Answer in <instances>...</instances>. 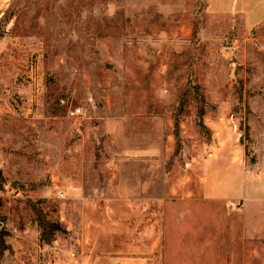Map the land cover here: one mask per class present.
I'll list each match as a JSON object with an SVG mask.
<instances>
[{
    "label": "rangeland",
    "instance_id": "1",
    "mask_svg": "<svg viewBox=\"0 0 264 264\" xmlns=\"http://www.w3.org/2000/svg\"><path fill=\"white\" fill-rule=\"evenodd\" d=\"M208 2L0 0V264H264L200 209L264 176V22Z\"/></svg>",
    "mask_w": 264,
    "mask_h": 264
},
{
    "label": "crops",
    "instance_id": "2",
    "mask_svg": "<svg viewBox=\"0 0 264 264\" xmlns=\"http://www.w3.org/2000/svg\"><path fill=\"white\" fill-rule=\"evenodd\" d=\"M207 9L212 14L240 15L244 19L246 28H254L264 22V0H209ZM229 176L225 178L226 181L235 179V176ZM236 180V186L231 190V193L229 190L230 186L227 183L225 185L222 183L216 185L211 192L209 190L206 191L208 203L214 202L215 205H224L225 212L214 211L215 213L212 215L211 210H209L210 206H208L206 210L200 208L201 213L205 212L206 220H210L214 224L218 223L220 228L222 223L237 218L242 226L241 230L244 240L245 238H260L264 240V176L259 187H256L252 176H247L245 180H242V178H237ZM183 213L182 220L185 222L187 217L191 218V207H185ZM183 244H190V240L187 241L184 238ZM204 244L208 245L209 242L206 241ZM112 247L116 248L114 243ZM116 249V255L110 256V260L102 264H124L126 257L123 256L122 248L118 246ZM186 253H183V262L188 260ZM176 256L178 255L174 254L172 256L174 261L179 259Z\"/></svg>",
    "mask_w": 264,
    "mask_h": 264
},
{
    "label": "trees",
    "instance_id": "3",
    "mask_svg": "<svg viewBox=\"0 0 264 264\" xmlns=\"http://www.w3.org/2000/svg\"><path fill=\"white\" fill-rule=\"evenodd\" d=\"M199 117H202L203 115V109H200ZM177 135V132H176ZM4 218L0 215V222H3ZM38 224L40 229L42 230L41 233V241L45 244H50L53 241L52 234H55L57 231L60 230V227L56 223L47 222L46 220H38ZM8 236L7 232L4 230V228H0V254H2L4 251L9 249V246L5 243V238Z\"/></svg>",
    "mask_w": 264,
    "mask_h": 264
},
{
    "label": "built area",
    "instance_id": "4",
    "mask_svg": "<svg viewBox=\"0 0 264 264\" xmlns=\"http://www.w3.org/2000/svg\"><path fill=\"white\" fill-rule=\"evenodd\" d=\"M80 113V110H76L73 114L74 115H77V114H79Z\"/></svg>",
    "mask_w": 264,
    "mask_h": 264
}]
</instances>
